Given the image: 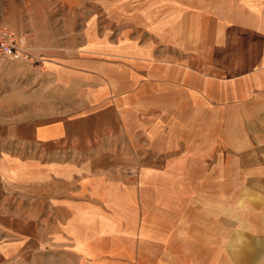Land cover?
<instances>
[{
  "label": "crops",
  "instance_id": "crops-1",
  "mask_svg": "<svg viewBox=\"0 0 264 264\" xmlns=\"http://www.w3.org/2000/svg\"><path fill=\"white\" fill-rule=\"evenodd\" d=\"M133 5L14 77L0 264H264V198L237 189L264 178V0Z\"/></svg>",
  "mask_w": 264,
  "mask_h": 264
},
{
  "label": "rangeland",
  "instance_id": "rangeland-1",
  "mask_svg": "<svg viewBox=\"0 0 264 264\" xmlns=\"http://www.w3.org/2000/svg\"><path fill=\"white\" fill-rule=\"evenodd\" d=\"M125 2L132 3L134 7L135 0H20V2L19 0H0V11H5L2 12L4 16L10 18L12 22L16 21L19 28L30 29L35 34V38L32 36L31 39L33 41L23 39L16 35L7 24L0 21V28L12 33L20 42L25 53L33 60H12L0 56V132L5 130L4 126L9 123V120L23 119L28 116V107L15 106L16 103L23 101V96L22 87L15 86L21 80H15L14 77L20 72L28 70L33 72L35 68L42 66L46 60L39 55L40 47L63 44L75 47L78 39L80 41V34L85 30L84 23L87 20H94L93 29L97 33L108 28L118 29L119 20L124 19L125 13L130 10L127 8L130 3L126 6ZM15 15H18L16 19ZM128 16L129 18L134 17L130 13ZM35 77L33 81L37 82L38 79ZM37 96L36 92L35 97L31 98L37 102ZM10 150H13L12 146L0 140V168L5 165L7 160L3 158L5 156L3 154ZM16 151L18 154L16 157H27L23 158L25 160L38 159V155H24L22 149ZM16 165L21 166V164ZM16 168L18 167H15L14 174L21 175L22 170H16ZM31 173H37V170L34 169ZM224 189L226 190V188ZM232 189L235 190L234 187ZM237 189H239V198H264V178L250 180L247 186L240 185ZM27 199L12 198L7 200L5 198L2 204L9 203V206H13L15 211L22 212L24 207L26 208L29 204V202L24 203L27 202ZM30 209L37 211V200L30 202Z\"/></svg>",
  "mask_w": 264,
  "mask_h": 264
},
{
  "label": "built area",
  "instance_id": "built-area-1",
  "mask_svg": "<svg viewBox=\"0 0 264 264\" xmlns=\"http://www.w3.org/2000/svg\"><path fill=\"white\" fill-rule=\"evenodd\" d=\"M0 56L12 60L33 61L15 36L3 28H0Z\"/></svg>",
  "mask_w": 264,
  "mask_h": 264
}]
</instances>
